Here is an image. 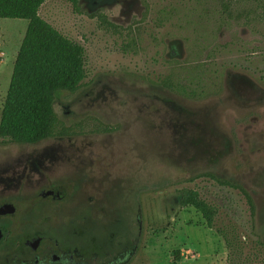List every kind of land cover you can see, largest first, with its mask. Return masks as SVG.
<instances>
[{
  "label": "rangeland",
  "instance_id": "374dc122",
  "mask_svg": "<svg viewBox=\"0 0 264 264\" xmlns=\"http://www.w3.org/2000/svg\"><path fill=\"white\" fill-rule=\"evenodd\" d=\"M166 3L46 0L39 8L84 50L83 83L56 92V116L67 126L94 117L110 132L0 143V204L15 207L0 219L11 230L0 255L20 247L25 226L39 225L87 264H264V21L221 30L223 89L190 100L153 82L164 59L185 56L169 29L141 20L147 7L155 12ZM98 13L140 27L136 52L125 47V32L100 25ZM27 24L0 18V116ZM221 181L249 193L253 215L242 193ZM44 188L64 198L42 200ZM184 188L216 207L213 228L179 205Z\"/></svg>",
  "mask_w": 264,
  "mask_h": 264
},
{
  "label": "trees",
  "instance_id": "16d2710c",
  "mask_svg": "<svg viewBox=\"0 0 264 264\" xmlns=\"http://www.w3.org/2000/svg\"><path fill=\"white\" fill-rule=\"evenodd\" d=\"M45 1L0 0V18L28 22L1 110L0 143L31 144L53 137L110 132L94 117L67 126L54 112L56 92L73 93L83 83L84 50L40 17L38 11ZM68 1L78 7L80 0ZM96 16L112 34L122 36L125 32V47L136 52L140 40L138 25L123 28L101 13ZM141 20L158 30L169 29L167 34L182 40L185 47L183 59H164V71L154 84L181 97L200 100L223 89L226 67L218 63L216 54L227 50L217 44L218 34L232 23L250 26L264 21V0H168L155 12L147 7ZM221 183L238 189L254 214L253 200L243 187L228 181ZM179 205L199 212L206 227L213 228L217 209L196 190H179ZM221 235L229 246L226 235Z\"/></svg>",
  "mask_w": 264,
  "mask_h": 264
},
{
  "label": "flooded vegetation",
  "instance_id": "af4514ba",
  "mask_svg": "<svg viewBox=\"0 0 264 264\" xmlns=\"http://www.w3.org/2000/svg\"><path fill=\"white\" fill-rule=\"evenodd\" d=\"M50 191L52 193L46 194ZM39 196L45 201H61L64 198L63 193L52 188L42 189ZM9 204L12 205V203L4 201L0 204V208ZM7 215L9 214H0V219L5 218ZM0 229L3 231V237L0 240L1 246L11 230L3 225H0ZM40 229L39 225H30L28 228L25 226L21 231L24 238L20 247L15 246L11 249L10 253L0 255V264H87L79 252L65 246L62 247L56 240L46 237L45 233ZM119 261L121 260H118L114 264H117Z\"/></svg>",
  "mask_w": 264,
  "mask_h": 264
},
{
  "label": "water",
  "instance_id": "95a60500",
  "mask_svg": "<svg viewBox=\"0 0 264 264\" xmlns=\"http://www.w3.org/2000/svg\"><path fill=\"white\" fill-rule=\"evenodd\" d=\"M52 193V191L46 193V194H50ZM14 212V207L12 205H6L0 208V214H13ZM3 237V231L0 229V240Z\"/></svg>",
  "mask_w": 264,
  "mask_h": 264
}]
</instances>
